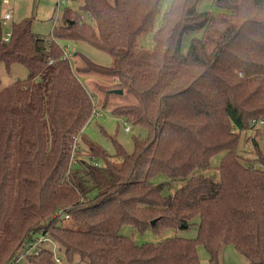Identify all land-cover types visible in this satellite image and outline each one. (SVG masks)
<instances>
[{
    "label": "trees",
    "instance_id": "16d2710c",
    "mask_svg": "<svg viewBox=\"0 0 264 264\" xmlns=\"http://www.w3.org/2000/svg\"><path fill=\"white\" fill-rule=\"evenodd\" d=\"M160 11L161 0H83L50 38L25 20L5 42L0 26V62L29 71L0 89V264L16 263L42 236L73 264H201L199 244L210 264H221L227 246L264 264V151L255 144L254 158L240 154L242 133L264 120V0H173L154 29ZM149 33L152 47L139 48ZM60 42L93 45L113 66L75 51V72ZM78 74L107 80L98 87L104 106L114 90L134 101L111 112L148 136L134 139L132 154L114 141L120 164L93 143L88 161L78 158L99 113ZM219 154V174H203ZM61 208L76 227L55 217ZM193 226L196 239L138 244L123 233ZM27 259L56 264L51 249Z\"/></svg>",
    "mask_w": 264,
    "mask_h": 264
},
{
    "label": "rangeland",
    "instance_id": "374dc122",
    "mask_svg": "<svg viewBox=\"0 0 264 264\" xmlns=\"http://www.w3.org/2000/svg\"><path fill=\"white\" fill-rule=\"evenodd\" d=\"M172 2L173 0H161V11L156 17L154 29H158L161 26L163 15L169 10ZM58 3L59 0H9V3L5 4L3 0H0V26L4 31H8L12 24L30 20L32 22L31 30L35 35L50 38L54 28H59L63 25L65 10L69 8L79 11L80 4L83 3V0H69L67 4L62 3L59 10ZM5 11H9L12 14L11 21L7 22L3 19V13ZM85 21L93 23L87 18V16H85ZM152 41L153 35L151 33L141 36L138 40V47L150 48L152 47ZM60 44L63 46L67 45V43L63 42H60ZM67 46H69L72 53L78 51L97 65L107 68L113 66V57L109 53L104 52L93 45L88 43H72ZM72 62L73 68L76 72V68L82 65V63L78 57H74ZM28 76L29 71L23 64L13 63L8 71L5 64L0 62V89L9 87L16 81H24ZM78 76L88 91L94 94L95 98H93L95 107L98 112L101 113L100 116H93L85 126L80 138L79 146L76 147L80 154L78 158L88 161L86 158V151L88 150L89 144L93 143L105 150L112 160L116 161V164H120L119 159L114 157L116 154L114 141L120 144L127 153L132 154L135 151L134 139L138 138L140 140H146L148 136V131L146 129L135 127L131 123L125 122L122 118L113 115L111 112V110L116 107L131 104L134 101L128 94H112L109 102L104 106L105 93H103L98 87L110 85L107 80L100 76L87 77L82 74H78ZM127 127L130 128V131H126ZM255 144H258V147L264 151V125H258L251 130L242 133L240 154L243 158H254ZM221 157L222 154L213 157L211 160V168L204 171L203 174L206 176L218 175L219 173L217 169L220 165ZM163 179L166 178L158 176L155 178V182L158 183ZM181 184L182 183L179 182L173 183L172 192L180 187ZM165 192L167 193L168 191L166 190ZM198 220L199 219L197 218L195 221L198 222ZM63 223L64 226L68 228L76 227V223L69 221V219L65 220ZM123 233L129 236H134L135 241L138 244H142L146 242L157 243L174 235L196 239L198 228L193 226L186 230H168L161 235H156L151 231L140 235L126 229L123 230ZM54 243L56 244V242ZM42 248L50 250L52 245L50 242H47ZM197 249L201 264H210V256L205 246L199 244ZM33 252L36 253L37 251L33 250ZM220 261L221 264H249L246 257L234 246H227L222 249Z\"/></svg>",
    "mask_w": 264,
    "mask_h": 264
},
{
    "label": "built area",
    "instance_id": "2783aa9c",
    "mask_svg": "<svg viewBox=\"0 0 264 264\" xmlns=\"http://www.w3.org/2000/svg\"><path fill=\"white\" fill-rule=\"evenodd\" d=\"M5 4H8L9 3V0H3ZM69 0H59V3H58V10H59V7L62 3L64 4H67ZM3 19L5 21H11L12 20V14L9 12V11H5L3 13ZM11 37V31H7L4 33V36H3V40L5 42H8L9 39ZM60 48L62 49L63 51V57L62 59L64 60H71L72 59V56H73V53L72 51L70 50L69 46H63L60 44ZM54 60H50V63H53ZM101 113H98L96 114V116H100ZM252 124H254L255 126H258V125H264V120H261L259 123L256 122L255 120L252 122ZM126 131H130V128L127 127L126 128ZM74 162V160H73ZM55 217H62V219L64 220H68L70 219V216L66 213V210L61 208L59 209V211H57L55 213ZM47 242H50L51 245H52V248H51V251L53 252V255H54V262L56 264H73V263H69L65 260L64 257H62L59 252H58V246L54 243L53 240L47 238L46 236H42L40 239L36 240L35 242H32L28 249H27V252L23 255H21V257L16 261V263H12V264H31L28 262V259H27V256H30V255H33V254H38L41 250V248L43 247V245ZM33 250H36L37 252L34 253Z\"/></svg>",
    "mask_w": 264,
    "mask_h": 264
},
{
    "label": "water",
    "instance_id": "95a60500",
    "mask_svg": "<svg viewBox=\"0 0 264 264\" xmlns=\"http://www.w3.org/2000/svg\"><path fill=\"white\" fill-rule=\"evenodd\" d=\"M114 94H118V95H122L123 94V90H114L113 91ZM156 221H153L152 224H154Z\"/></svg>",
    "mask_w": 264,
    "mask_h": 264
}]
</instances>
